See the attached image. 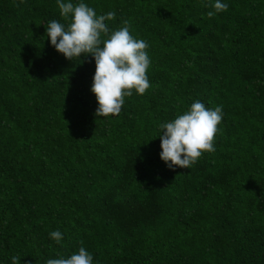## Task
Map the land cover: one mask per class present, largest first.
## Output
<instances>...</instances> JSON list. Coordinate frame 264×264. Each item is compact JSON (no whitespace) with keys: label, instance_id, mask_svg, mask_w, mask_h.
<instances>
[{"label":"trees","instance_id":"trees-1","mask_svg":"<svg viewBox=\"0 0 264 264\" xmlns=\"http://www.w3.org/2000/svg\"><path fill=\"white\" fill-rule=\"evenodd\" d=\"M62 2L114 12L110 33L127 21L150 87L95 117L94 59L45 36L70 22L57 0H0V264L81 247L93 264H264V0L211 18L216 0ZM195 101L222 106L215 151L170 170L158 126Z\"/></svg>","mask_w":264,"mask_h":264},{"label":"clouds","instance_id":"clouds-1","mask_svg":"<svg viewBox=\"0 0 264 264\" xmlns=\"http://www.w3.org/2000/svg\"><path fill=\"white\" fill-rule=\"evenodd\" d=\"M57 5L61 16L70 22L67 27L56 20L48 23L45 36L50 45L67 60L82 54L92 56L95 72L90 91L98 105L94 115L97 118L119 115L125 97L131 96L133 90L143 95L150 87L147 42L130 34L127 21L110 33L106 22L115 19L114 12L98 16L83 2L74 5L57 0ZM212 7L215 11L207 13L210 18L226 11L228 6L216 0ZM102 34L106 38L102 39ZM222 118V106L210 109L195 101L174 120L160 124V160L170 170L188 169L204 153L214 152V140ZM50 238L59 243L63 234L59 230L52 231ZM19 261L18 256L12 257V264H19ZM46 264H93V257L81 247L68 258L49 259Z\"/></svg>","mask_w":264,"mask_h":264}]
</instances>
